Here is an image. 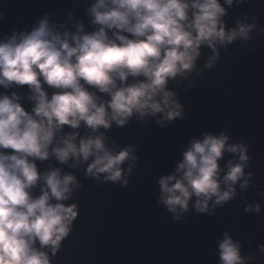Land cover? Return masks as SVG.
Masks as SVG:
<instances>
[{
  "label": "clouds",
  "instance_id": "1",
  "mask_svg": "<svg viewBox=\"0 0 264 264\" xmlns=\"http://www.w3.org/2000/svg\"><path fill=\"white\" fill-rule=\"evenodd\" d=\"M87 11L92 31L71 15L74 31L45 15L31 31L0 41V86H28L31 103L26 108L17 91L0 94V264H55L80 215L77 175L41 171L38 162L55 159L83 167L89 179L127 186L139 159L135 147L117 150L107 132L133 117L157 118L162 127L182 119L169 82L198 74L205 47L213 51L205 64L211 69L220 47L249 40L256 27L238 19L228 29L221 0H95ZM230 139L225 132L194 137L175 170L159 179V202L175 219L190 203L211 214L237 197V185L249 187V145ZM226 153L235 157L222 166ZM245 211L259 213L261 205ZM218 248L219 264L249 259L227 232Z\"/></svg>",
  "mask_w": 264,
  "mask_h": 264
},
{
  "label": "water",
  "instance_id": "2",
  "mask_svg": "<svg viewBox=\"0 0 264 264\" xmlns=\"http://www.w3.org/2000/svg\"><path fill=\"white\" fill-rule=\"evenodd\" d=\"M94 3L0 0V41L13 32L31 31L45 15L53 23L67 22L72 29L71 15L83 22L86 31H92L87 10ZM221 3L227 9L224 20L228 29L235 27L238 19L256 24L251 38L220 47V58L211 69L205 64L213 51L203 48L198 74L169 82L184 106L182 119L162 127L157 118L140 121L133 117L125 127L114 124L107 132L117 150L135 147L139 159L127 186L89 179L83 167L69 168L55 159L38 162L41 171L61 167L74 172L82 183L74 193L80 215L55 264H219L218 244L225 232L240 241L242 256L249 258L246 264H264V253L259 251L264 244V0H234L230 7L224 0ZM5 91H17L25 98L26 108L31 107L28 86L8 90L0 86V94ZM207 132H225L231 136L229 143L249 145V187L241 190L237 185V197L212 209L211 214L198 213L190 203L189 211L175 219L159 202L158 181L175 170L191 140ZM234 157L226 153L222 166ZM257 203L261 205L259 213L245 211Z\"/></svg>",
  "mask_w": 264,
  "mask_h": 264
}]
</instances>
